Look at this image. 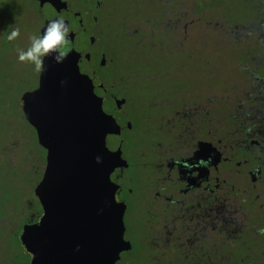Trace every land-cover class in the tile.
I'll return each mask as SVG.
<instances>
[{"label": "flooded vegetation", "instance_id": "1", "mask_svg": "<svg viewBox=\"0 0 264 264\" xmlns=\"http://www.w3.org/2000/svg\"><path fill=\"white\" fill-rule=\"evenodd\" d=\"M44 3L63 18L80 72L100 79L102 109L120 127L114 264H264V0H0V93L11 80L19 88L16 100L0 97L3 264L13 234L29 264L19 238L42 215L34 189L46 150L21 100L40 73L17 57L43 32ZM13 28L20 34L9 41ZM107 42L115 48L105 52ZM192 68L204 90L175 79Z\"/></svg>", "mask_w": 264, "mask_h": 264}, {"label": "water", "instance_id": "2", "mask_svg": "<svg viewBox=\"0 0 264 264\" xmlns=\"http://www.w3.org/2000/svg\"><path fill=\"white\" fill-rule=\"evenodd\" d=\"M41 5L46 27L55 14ZM64 49L63 63L46 57L38 86L21 96L46 164L34 189L42 215L23 226L19 239L29 264H114L123 222L113 208L117 186L110 174L126 166L120 127L102 109L100 79L80 72L71 43Z\"/></svg>", "mask_w": 264, "mask_h": 264}, {"label": "clouds", "instance_id": "3", "mask_svg": "<svg viewBox=\"0 0 264 264\" xmlns=\"http://www.w3.org/2000/svg\"><path fill=\"white\" fill-rule=\"evenodd\" d=\"M67 33L68 27L63 18L48 22L39 36L31 38V44L27 50L18 52V60L30 62L38 73L44 71L46 57H51L57 65L63 63L66 57L64 46L67 44ZM19 34L20 30L13 28L7 36V40H14ZM262 234H264V230H262Z\"/></svg>", "mask_w": 264, "mask_h": 264}, {"label": "rangeland", "instance_id": "4", "mask_svg": "<svg viewBox=\"0 0 264 264\" xmlns=\"http://www.w3.org/2000/svg\"><path fill=\"white\" fill-rule=\"evenodd\" d=\"M115 47L110 43L107 42L104 45V51H110L113 50ZM125 56L127 55H122L121 57V64L122 62L127 59L125 58ZM107 59V57H106ZM128 61V60H127ZM125 62V61H124ZM130 75H135L138 74L137 72V68L136 65H134L133 63H130ZM190 75H175V79L177 80V82H180L185 85L186 87H191V90H204V75L196 72V70H193V68L190 70ZM11 76V75H10ZM10 76L8 75V78H10ZM11 80V78H10ZM11 85L8 86L7 88L9 89L10 93L6 94L8 89L6 91H1L0 93V97L5 98L7 100H16V97L18 96V89L17 86L14 84V82L11 80ZM32 83H33V79H32ZM142 84V85H141ZM144 87V83H138L135 85V83H133L132 88H130L128 90L127 93V97L130 98L129 100V104L130 106L133 105V101L135 99V91L137 87ZM136 122H139L138 120H136ZM136 128V127H135ZM134 135H136V133L134 132ZM133 136V134H132ZM19 200V195H18V191L13 190L11 191V201L13 203H16ZM13 239V240H12ZM12 239H9L7 237V239H3L2 244L6 246V248L8 249V264H27V258L25 257L24 253H23V249L19 246V243L17 242V240L15 239V235H12ZM4 262L0 259V264H3Z\"/></svg>", "mask_w": 264, "mask_h": 264}]
</instances>
